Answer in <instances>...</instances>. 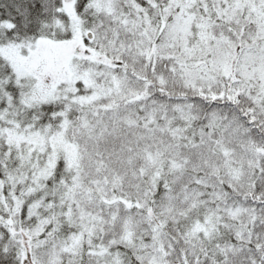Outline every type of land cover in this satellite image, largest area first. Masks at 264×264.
Segmentation results:
<instances>
[{
    "label": "snow or ice",
    "instance_id": "6c2138e0",
    "mask_svg": "<svg viewBox=\"0 0 264 264\" xmlns=\"http://www.w3.org/2000/svg\"><path fill=\"white\" fill-rule=\"evenodd\" d=\"M0 264H264V0H0Z\"/></svg>",
    "mask_w": 264,
    "mask_h": 264
}]
</instances>
